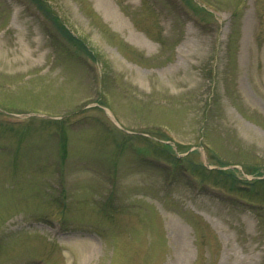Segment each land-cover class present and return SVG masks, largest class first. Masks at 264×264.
I'll return each instance as SVG.
<instances>
[{
    "label": "rangeland",
    "instance_id": "374dc122",
    "mask_svg": "<svg viewBox=\"0 0 264 264\" xmlns=\"http://www.w3.org/2000/svg\"><path fill=\"white\" fill-rule=\"evenodd\" d=\"M194 1L216 22L169 0H45L93 66L0 0V110L67 115L0 125V264H264V186L235 185L264 175V0Z\"/></svg>",
    "mask_w": 264,
    "mask_h": 264
},
{
    "label": "bare ground",
    "instance_id": "6f19581e",
    "mask_svg": "<svg viewBox=\"0 0 264 264\" xmlns=\"http://www.w3.org/2000/svg\"><path fill=\"white\" fill-rule=\"evenodd\" d=\"M113 19H114V22H115V24L117 25V24H121L122 23V21L121 20H119L118 18H114L113 17ZM20 61H24V60H20ZM12 62V64L13 65H19V60L17 59V58H14V59H12V60H10V62L9 63H11ZM178 229V234H177V241L179 242V243H182L183 242V239H184V229L183 228H177ZM90 245V244H89ZM93 246V245H92ZM91 245L90 246H88V245H85L84 246V248H83V250H84V252H83V257H82V259L85 261V260H87L89 257H90V255H91V253L93 252V247H92ZM183 246V245H182ZM181 246V247H182Z\"/></svg>",
    "mask_w": 264,
    "mask_h": 264
},
{
    "label": "trees",
    "instance_id": "16d2710c",
    "mask_svg": "<svg viewBox=\"0 0 264 264\" xmlns=\"http://www.w3.org/2000/svg\"><path fill=\"white\" fill-rule=\"evenodd\" d=\"M36 2H37V4L46 12V14L48 15V16H50L51 17V19H52V21H53V23H54V25L56 26V28L63 34V35H65L66 36V38H68L70 41H73V43L74 44H77V45H81V43L78 41V40H74L73 38H71L70 36H69V34L64 30V28H63V26H62V24H61V22L59 21V18H57L52 12H51V10L48 8L49 6L48 5H46L45 3H44V5H43V3L41 2V0H35ZM187 1H191V0H187ZM82 46V45H81Z\"/></svg>",
    "mask_w": 264,
    "mask_h": 264
}]
</instances>
